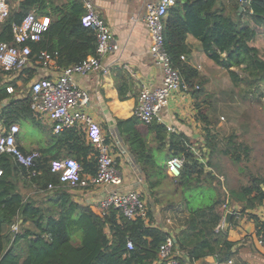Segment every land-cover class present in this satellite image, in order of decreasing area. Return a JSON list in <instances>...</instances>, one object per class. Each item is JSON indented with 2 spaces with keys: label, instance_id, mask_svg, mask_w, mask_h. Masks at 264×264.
Returning <instances> with one entry per match:
<instances>
[{
  "label": "trees",
  "instance_id": "trees-1",
  "mask_svg": "<svg viewBox=\"0 0 264 264\" xmlns=\"http://www.w3.org/2000/svg\"><path fill=\"white\" fill-rule=\"evenodd\" d=\"M47 2L23 0L19 6L12 7L10 16L0 24V41L13 42L12 23L21 22L34 7L45 12L49 6ZM217 2L177 0L169 10L165 22V47L173 66L191 89L199 85L197 82L202 83L198 70L181 58L191 52L186 40L192 34L200 40L209 58L227 68L235 86L264 80V52L251 45L258 34L264 32V0H252L242 12L240 2L225 6H219ZM53 9L57 17L50 21L49 29L40 41L30 43L33 55L43 50L57 52V61L64 66L95 55L96 35L82 24L86 12L84 1L68 0ZM222 53H226L225 58ZM242 65L245 67L241 68ZM232 67L240 68L243 74ZM119 94L120 99H126L121 87ZM9 96L7 86L1 87L0 102ZM3 116L6 121L33 117L31 95L14 101ZM214 121L211 118L208 122ZM117 125L130 153L142 165L150 203L153 202L151 199L159 201L158 191L169 177L166 164L160 163L153 149L147 147L136 117L118 119ZM145 125L155 130L159 149L169 140L170 156L185 158L180 176L168 178L180 190L189 212L184 227L175 238L181 264H193L200 259L227 261L234 243L228 240L221 227L218 228L224 217L220 207L226 199L224 192H219L212 184L215 177L211 172H205V165L190 150L192 144L185 135L172 133L168 137V129L163 124ZM56 138L59 152L41 151L42 157L31 168L19 163L11 154L0 155L3 171L0 176V264H164L159 258V249L169 232L155 224L152 206L146 221L141 216L128 218L114 207L100 215L90 206L77 202L72 192L74 188L61 182L59 173L52 172L51 162L61 158V150H64L63 157L75 158L84 171L90 169L95 173L96 170L91 168H96V162L89 158L94 149L87 142L85 133L76 128L67 129ZM235 138V135L228 138L229 150L234 156L239 155L240 149L249 150L245 143L234 142ZM206 144L212 153L217 150L215 136L210 131ZM207 164H212L211 159ZM21 183L24 188L47 193L46 205L42 200L26 198ZM228 191L230 204L239 203L242 212L255 208L264 202V175H252L248 183L229 186ZM252 217L257 234L264 242V223L256 215ZM16 222L19 224L17 232L11 227ZM128 241H132L133 248H128Z\"/></svg>",
  "mask_w": 264,
  "mask_h": 264
},
{
  "label": "crops",
  "instance_id": "crops-1",
  "mask_svg": "<svg viewBox=\"0 0 264 264\" xmlns=\"http://www.w3.org/2000/svg\"><path fill=\"white\" fill-rule=\"evenodd\" d=\"M22 1L11 0V8L19 6ZM67 1L48 0L46 4L49 6L46 7L45 12L50 13L39 12L36 7L29 12H38L43 16L50 14V19L54 20L57 13L53 8L65 4ZM90 1L111 27L119 48L103 58L105 70H93L86 75H77L76 79L81 87L90 94L85 109L101 125L108 140L112 143L122 181L117 186L74 188L72 190L74 198L77 202L90 206L97 214H101L102 201L113 189H119L123 192L138 190L145 199L148 210L150 205L152 206L155 224L169 232V235L175 239L184 227L189 214L180 190L176 189L175 184L168 179L172 177L166 170L169 177L164 180V184L169 183L171 185L165 184L164 192H161L162 188L158 191L159 201L156 202L155 200L154 202V199H151L153 202L150 203L142 165L130 153L128 143L123 139L117 125L118 119L136 117L134 108L143 86L155 88L162 82L163 72L150 52V34L144 20L145 5L152 0ZM237 2L239 0H218L217 3L219 6H225ZM186 41L191 52L184 61L198 70L202 83L197 82L200 85L199 89L177 92L173 95L168 107L163 111L162 124L168 129V137L172 133L185 135L203 158L199 161L205 165V172H211V176L215 177L212 179V184L218 188L219 192L220 190L224 192L223 196L226 199V203L220 207V211L224 214L221 228L227 233L228 240L234 243L231 248V256L227 261L207 262L200 259L193 264H264V242L257 234L256 222L252 217V215H256L259 221L264 223V202L255 208L242 212L239 203L230 204L227 189V186L229 188V186H234L237 183H248L252 175H264V164L260 162L259 157L253 154L252 146L249 144L245 143L249 150L240 149L239 155L234 156L233 152H230L231 145L228 143V138L235 135L234 142L244 143L242 135H245L246 132L242 133L241 129L235 127L230 120L231 114L229 116L220 115L221 117H219L214 106V102L221 96L224 101L229 102L234 97L243 96L250 102L249 120L253 126L251 128L258 130L261 126L260 121L264 120V106H262L264 104V80L258 83L253 82L251 85L241 83L239 86H235L227 68L208 57L198 38L189 34ZM251 45L264 52V32L258 34ZM222 57L225 58L226 53H222ZM126 65H129L133 72H130ZM63 67L65 66L58 63L57 57L48 66H43L34 54L27 67L15 71L4 70V74L2 73L0 76V88L5 85L7 88L9 86L14 88L11 96L0 102V124L8 126L11 123H17L20 126L16 140L19 148L24 152L34 150L40 152L53 150V154L59 152V144L56 138L58 134L53 131V122L49 118L35 113L34 110L33 117L15 119L14 121H6L3 114L13 105L14 101L24 100L30 95L32 82L40 78L57 77ZM243 67L245 66L242 65L241 68ZM232 69L243 74L238 67H232ZM23 83L29 84L27 93L21 88ZM120 87L126 94L124 100L120 99ZM220 110L222 111L221 108ZM211 118H214L215 121L209 124L208 121H211ZM139 125L141 134L147 141V147L153 149L158 156V161L166 164L167 167V161L171 158L169 140L162 149H159L155 139V130H150L140 120ZM251 128H249V133H251ZM77 130L80 133L83 132ZM209 131L215 136L217 142V150L214 153L206 144V136ZM94 153L95 150H92L89 158L96 162ZM61 156H64V150H61ZM209 159L212 161L211 165L207 164ZM91 169L96 170L95 166ZM95 173H92L90 169L84 171L86 176ZM20 187L26 198L42 200L43 205H46L44 202L47 193L35 191L33 188H24L22 183ZM218 191H215L217 196ZM162 193L171 195L172 200H174V208L165 206ZM228 212H231L232 215L230 221L226 223ZM27 225H30V222H27Z\"/></svg>",
  "mask_w": 264,
  "mask_h": 264
},
{
  "label": "built area",
  "instance_id": "built-area-1",
  "mask_svg": "<svg viewBox=\"0 0 264 264\" xmlns=\"http://www.w3.org/2000/svg\"><path fill=\"white\" fill-rule=\"evenodd\" d=\"M22 1V0H21ZM252 0H239L246 6ZM177 0H152L146 3L144 20L151 40L150 52L156 64L162 69L163 78L158 87L143 86L134 108L135 116L145 124L163 123V111L168 107L171 98L177 92H189L191 88L184 80L180 71L173 66L170 54L165 47V28L169 10ZM86 8L82 16V24L91 28L96 35V54L88 56L78 63L61 68L57 77H45L31 84V107L35 113L49 118L53 122V131L59 134L67 129L76 128L85 133L89 144L94 148L96 173L90 176L84 174V167L72 157H61L51 162L52 172L59 173L60 181L72 188L89 186H117L122 181V175L117 167L113 145L108 140L101 125L86 111L90 99L89 92L78 83L77 75H86L93 70H105L103 58L119 48L118 41L109 26L90 0L84 2ZM245 6V7H246ZM11 13V0H0V24ZM50 17L41 18L36 12L27 13L21 22L12 23L13 42L0 41V66L6 71L22 70L30 63L33 55L31 42H38L49 29ZM58 55L43 50L36 55L39 63L48 66ZM181 58L186 59L185 55ZM133 72V69L126 65ZM196 85L194 89H199ZM8 92H14L9 86ZM20 132L17 123L8 126L0 124V155L11 154L19 163L27 168L34 167L42 157L38 150L22 151L16 140ZM189 148L199 160L203 158L192 146ZM183 156H174L167 161V172L172 178H178L184 164ZM202 162V161H201ZM205 163V162H204ZM0 167V176L2 175ZM52 185H50V188ZM110 207L119 209L128 218L141 216L148 218V206L138 190L123 192L113 189L102 201L101 214L105 215ZM222 223L218 227H221ZM12 230H19L18 222L12 224ZM176 240L168 235L159 249V258L166 264H181L178 259L180 252L176 249ZM128 248H133L128 241Z\"/></svg>",
  "mask_w": 264,
  "mask_h": 264
},
{
  "label": "rangeland",
  "instance_id": "rangeland-1",
  "mask_svg": "<svg viewBox=\"0 0 264 264\" xmlns=\"http://www.w3.org/2000/svg\"><path fill=\"white\" fill-rule=\"evenodd\" d=\"M36 13L38 14L39 17L44 18L42 14L38 12ZM0 30H1V27H0ZM2 73L4 74V69L0 66V76H2ZM21 88L23 89L25 93H27L29 91V84L27 85L26 83L25 84L23 83L21 85ZM214 104H215L214 106L216 107L217 114L219 115V117H221L222 115L229 116L231 114L230 120L235 125V127L238 129H241L242 133L246 132L245 135L244 134L242 135L243 142L252 146L253 154L259 157L260 162L264 164V120L262 119L260 121L261 126L259 127L258 130L251 128L253 126H251V122L249 120V115H250L249 100L241 96V97H234L233 100L229 102V101H224V99H222V96H221V98L220 97L217 98ZM262 106H264V104ZM220 108L222 109V111L220 110ZM219 119L222 120L221 118ZM226 122L228 121L226 120ZM249 128H251V131H250L251 133H249ZM261 130H263V133H261ZM33 131L36 132L35 130ZM165 184L163 183L161 192H164ZM166 185L170 186L171 184L167 183ZM237 186H239L238 183L234 184L233 187H237ZM227 189H228V186H227ZM162 196L164 199L165 206L167 208H174V200H172L171 195L162 193Z\"/></svg>",
  "mask_w": 264,
  "mask_h": 264
},
{
  "label": "water",
  "instance_id": "water-1",
  "mask_svg": "<svg viewBox=\"0 0 264 264\" xmlns=\"http://www.w3.org/2000/svg\"><path fill=\"white\" fill-rule=\"evenodd\" d=\"M245 6H246L245 3L242 4V5H240V7H239L240 12H242V11L244 10V7H245ZM231 215H232L231 212H228V213L226 214V223H228V222L230 221Z\"/></svg>",
  "mask_w": 264,
  "mask_h": 264
}]
</instances>
